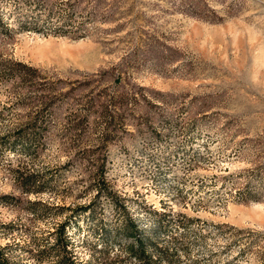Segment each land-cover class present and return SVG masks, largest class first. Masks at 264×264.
Masks as SVG:
<instances>
[{
  "label": "rangeland",
  "instance_id": "1",
  "mask_svg": "<svg viewBox=\"0 0 264 264\" xmlns=\"http://www.w3.org/2000/svg\"><path fill=\"white\" fill-rule=\"evenodd\" d=\"M5 59L11 264H264V0H0Z\"/></svg>",
  "mask_w": 264,
  "mask_h": 264
},
{
  "label": "trees",
  "instance_id": "2",
  "mask_svg": "<svg viewBox=\"0 0 264 264\" xmlns=\"http://www.w3.org/2000/svg\"><path fill=\"white\" fill-rule=\"evenodd\" d=\"M64 20L66 21L65 23L67 25L73 26L72 22L69 21L68 17H67V19H64ZM54 32L55 33H66V30H63L62 26H59L56 23L55 27H54ZM1 65L2 66H1L0 70H1L3 76H5V77L12 76V77H14V78H16V79H18L20 81H23L25 79V77H27V76L31 77V75L34 74L37 71L36 68H34V67H32V66H30V65H28L26 63H22L20 61H13L11 59L3 60ZM60 95H61L60 92H59V94H53L46 101L43 98H41L43 96V94H42V95H40V100H39L38 104L40 103V104L48 105V103H47L48 101H50V100H52V99H54V98H56V97H58ZM27 124L28 125L22 123V124H19L17 126L16 129H18V130L20 129V127H22V128H25V127L28 128L29 127L28 128L29 130H24V129L21 130L20 129L21 131H19L18 135L19 136H25L27 140L31 139V138L32 139L37 138V133L35 131V128L33 127L34 123H27ZM24 183L25 182H22V186H24ZM57 230H59V232H58V239H56V240L60 239L62 241L63 251L66 254H68L67 258L71 259L73 257V254L68 249V242L69 241H68V239H67V237L65 235V232H66L65 231V223H62L57 228ZM136 243H137L136 244L137 245L136 246V251H138L137 256L138 257H143V255H144V243H143L142 239H137ZM0 264H11L10 259L8 257V252H6V247L5 246L0 247Z\"/></svg>",
  "mask_w": 264,
  "mask_h": 264
}]
</instances>
